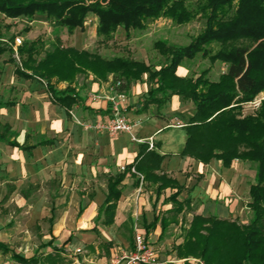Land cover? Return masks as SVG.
I'll list each match as a JSON object with an SVG mask.
<instances>
[{
	"label": "trees",
	"instance_id": "trees-1",
	"mask_svg": "<svg viewBox=\"0 0 264 264\" xmlns=\"http://www.w3.org/2000/svg\"><path fill=\"white\" fill-rule=\"evenodd\" d=\"M89 15L97 19L96 38L101 43L109 42L120 27L128 37L131 31H143L158 19L169 20L176 26L200 20L203 26L185 46L154 43L153 48L165 60L154 70L151 65L128 57L104 59L95 53L63 47L57 32L65 30L72 35L76 30L82 31ZM35 16L46 18L53 39L48 43L39 38L23 41L16 49V60L12 58L11 25H0V57L9 56L1 65L14 64L17 78L44 81L52 105L70 113L79 102L71 88L79 76L92 75L96 81H105L111 75V84L120 82L117 90L125 92L132 82L147 74L154 88L143 101L144 109L148 105L162 108L172 96H177L181 105L193 106V114L184 127L186 139L180 156L204 165L212 159L219 160L225 168L234 161L253 165V184L248 188L250 201L246 205L251 210L249 223L193 216L182 231V243L174 249L176 257L184 260L180 264H264V100L254 115L240 117L241 104L264 93V0H0L1 20L31 21ZM197 57L210 65L220 63L225 71L216 81L208 79L210 68L195 78L176 75L178 67ZM59 83L67 86L58 90L55 86ZM16 137L9 125L0 123V142L5 145L28 154L39 146H53L52 140L43 137L29 145L28 135L19 145ZM162 159L163 156L142 145L134 162L109 181L100 211L110 216L105 225L112 223L115 202L120 196L118 187L131 170L144 182L157 185L158 193L166 188L176 190L168 198L172 203L168 214L174 221L188 208V200L177 201L181 188L176 181L155 174ZM34 188L28 185L19 194L28 200ZM169 224L170 221L161 220L162 234ZM68 243L69 239L63 246ZM0 250L8 252L1 243ZM11 258L18 264H57L51 255L43 261L36 255L23 258L15 253Z\"/></svg>",
	"mask_w": 264,
	"mask_h": 264
},
{
	"label": "crops",
	"instance_id": "crops-1",
	"mask_svg": "<svg viewBox=\"0 0 264 264\" xmlns=\"http://www.w3.org/2000/svg\"><path fill=\"white\" fill-rule=\"evenodd\" d=\"M36 17L46 19L44 16ZM91 17L94 16L89 15L87 20ZM93 20L95 23L92 30L96 36L97 19L94 17ZM144 63L150 65L147 61ZM162 64L154 67L151 65V68L157 70ZM8 65L5 64L6 67ZM189 72V65L184 62L177 68L176 75L182 78L188 76ZM14 77L17 78L15 75ZM80 78L84 83H78L76 88L75 84ZM17 79L24 83L37 80ZM111 79V75L105 81H96L92 75L79 76L71 85L79 97V102L70 113L74 112L79 120L93 124L107 123L110 119V102L104 99V96L111 95ZM38 81L42 82L45 88V82ZM58 85L55 86L58 90L67 86L66 83ZM153 88L154 85L148 80L147 74H144L139 80L132 82L124 92V115L130 122L140 120V124L133 127L131 135H110L107 132L86 130L84 125L87 124L84 122L79 125L68 121L70 113L67 114L63 109L52 105L46 90L44 97L47 102L43 107L50 115L45 117L52 120L51 114H56L54 121L47 124L44 120H38L34 125L26 122L20 129L10 121L0 122L9 125L11 131L17 134L16 142L19 145L24 143L26 135L29 145L34 144L38 137L53 141V146L36 147L30 154L0 142V193H4L0 199V243L8 249L7 253L0 250V264H18L12 260V253L23 258L36 255L40 261L51 255L55 257L57 264H108L110 256L113 255L109 242L117 238L123 239L128 248L132 249L136 233L143 237L148 247L156 251L162 264H180L184 260L176 257L174 249L182 243V231L188 227L193 216L234 221L242 214L240 200L248 185L240 183L241 172L236 169L238 161L225 168L219 160L212 159L204 165L180 156L186 139L184 127L193 114V106L191 103L181 105L179 98L172 96L170 102L162 108L148 105L144 109L143 101ZM92 95L99 98L92 100ZM0 104L1 113L17 107L12 101H0ZM131 137L139 142L132 141ZM149 142L153 145L150 150L163 156L155 174H163L176 181L181 188L177 201L188 200V208L174 221L172 215L168 214L172 208L168 198L176 190L166 188L158 193L157 185L144 182L141 176L130 171L125 173L118 187L120 196L115 202L112 223L105 225L110 216H105L100 211L108 194L109 181L122 174L124 171L121 168L131 165L139 153L140 146H148ZM54 171L59 172L60 181L56 184L55 195L50 196L48 190L42 187V183H53L56 180ZM28 185L35 188L30 198L25 200L19 191L22 188L27 189ZM47 197L49 199H46ZM247 203L248 195L245 198V204ZM246 205L244 208L248 209ZM48 213H51L48 218L50 223L47 233H41L42 239L48 242L55 240L60 244L47 243L43 246L47 249L43 255L36 251L26 255L10 245L18 240L17 217L21 215L25 220L24 228H38L40 221L45 220ZM64 216H68V220H65ZM161 220L170 221L163 234ZM137 221L139 227L132 230L131 226L136 225ZM171 227L178 231V236L169 242L166 234ZM68 239L69 243L63 246ZM97 239H100V250L95 246ZM162 241L164 245L171 246L166 256L160 255L158 243ZM48 244L50 246H47ZM77 250L80 252L77 253ZM189 260L199 263L195 259Z\"/></svg>",
	"mask_w": 264,
	"mask_h": 264
},
{
	"label": "rangeland",
	"instance_id": "rangeland-1",
	"mask_svg": "<svg viewBox=\"0 0 264 264\" xmlns=\"http://www.w3.org/2000/svg\"><path fill=\"white\" fill-rule=\"evenodd\" d=\"M94 17L90 18V22L87 20L84 24L83 30H76L72 35H68L65 30H60L57 32L58 37L61 40L63 47L74 48L79 51H88L90 53H95L104 59H111L113 57H128L136 61H147L148 64L159 65L163 63V57L153 48V44L156 42H162L166 45L174 46H185L190 42V39L196 36L202 29L203 23L200 20H195L190 24L184 26L173 25L169 20L158 19L157 21L149 24L143 31H131L129 36L126 37L123 29L120 27L117 29L113 38L106 43H101L93 33L92 27L95 23ZM11 25L9 35L14 36V38H19L21 44L23 41L29 40L33 41L37 38L48 43L54 37L52 28L48 25L46 19L41 17H34L31 21L26 19H16V20H1L0 25ZM20 46V45H19ZM16 49L14 50V55L12 58L17 60ZM8 54L0 57V101H12L17 105L16 108L10 109L8 112H0V122L10 121L17 129L21 128L26 122L31 125L37 124L38 120H44L47 124L54 121L56 114H51L53 116L52 120H48L45 115L49 112L45 111L43 104L47 102L44 97V84L38 80L31 83H24L19 79L15 78L13 75V70L15 65L9 64L7 67L1 65L3 61L8 59ZM189 65V75L194 76V78L203 70L210 68L208 74V79L211 81H216L220 74L225 71V67L220 63H215L210 65L207 60H202L197 57L192 62H187ZM83 84V80L80 78L75 84ZM59 86V85H58ZM56 86V87H58ZM60 87V86H59ZM264 100V93H259L251 102L259 101L257 107H250L248 102V108L245 107V103L241 104L240 117H245L247 115H254L260 106V102ZM21 105V107H20ZM50 115V114H49ZM68 121L75 124H89L92 122L79 120L75 113L72 112L69 115ZM236 169L240 170V183L245 186L244 195L241 197L242 204V214L236 218V222L241 225H247L251 218V210L245 209V198L248 194V188L254 178V167L247 162H238ZM54 178L56 180L53 183L46 184L42 183V187L48 190L50 196L55 195L54 190H56V184L60 181L59 172L54 171ZM42 193V192H41ZM38 195V194H37ZM4 196V193H0V199ZM46 199H49L47 197ZM248 196V203H249ZM196 208V207H195ZM193 208V210H195ZM15 217L14 214H11ZM51 213H48L45 220L40 221V226L38 228H24V222L21 215L17 217L16 223L18 224L16 231V238L18 240L13 241L10 245L17 249L18 252L24 253L26 255L32 253H38L43 255L46 253L47 249L43 246L47 243L52 245L60 244L59 242L43 240L42 232L45 234L48 231V225L50 221L48 218ZM68 220V216L63 217ZM132 230L138 228V221L136 225L131 226ZM178 236V231H175L174 227H171L166 234V238H169V242ZM22 238V239H21ZM100 238V237H97ZM21 239V240H20ZM100 239L95 240V246H98ZM110 243V248L112 249L113 255L107 256L110 261L112 259H118L122 254L128 253L131 249L128 248L126 241L117 238ZM160 250V255L166 256L169 254L170 245H164V241L158 243ZM162 247V248H161ZM100 250V246H98ZM88 251V249H87ZM101 253V252H100ZM111 253V252H109ZM88 254H90L88 252ZM96 256V255H95ZM70 260V258H66ZM71 261V260H70Z\"/></svg>",
	"mask_w": 264,
	"mask_h": 264
},
{
	"label": "built area",
	"instance_id": "built-area-1",
	"mask_svg": "<svg viewBox=\"0 0 264 264\" xmlns=\"http://www.w3.org/2000/svg\"><path fill=\"white\" fill-rule=\"evenodd\" d=\"M85 24V23H84ZM21 45L19 38H14V49ZM120 82L110 85L111 95L104 96V99L110 102V119L107 123L96 122L92 125H84L86 130L92 129L95 131L107 132L110 135H116L125 133L131 135L134 126L140 124V120L136 122H130L123 113L124 105L126 101V95L124 92L118 91L117 87L120 86ZM92 100L98 99V96H91ZM259 101H253L249 103L250 107H257ZM245 107L248 108V103H245ZM132 141L139 142L134 137H131ZM153 145L149 142L148 149H152ZM124 170V167L121 168ZM133 172V170H131ZM77 253L80 250L76 251ZM108 264H162L156 251L148 247L139 234L134 235L133 248L128 252L122 254L118 259H112Z\"/></svg>",
	"mask_w": 264,
	"mask_h": 264
}]
</instances>
